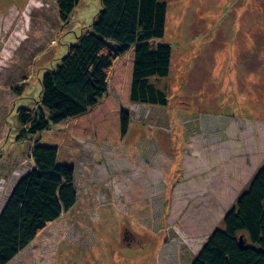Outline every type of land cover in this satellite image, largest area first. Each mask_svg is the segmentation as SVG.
<instances>
[{
  "label": "rangeland",
  "instance_id": "rangeland-1",
  "mask_svg": "<svg viewBox=\"0 0 264 264\" xmlns=\"http://www.w3.org/2000/svg\"><path fill=\"white\" fill-rule=\"evenodd\" d=\"M160 1L155 42L172 58L151 81L167 105H129L120 143L77 136L75 207L10 264H190L251 181L264 146V0ZM100 5L80 0L63 21L56 0H0V212L34 164L17 111L37 110L41 78Z\"/></svg>",
  "mask_w": 264,
  "mask_h": 264
},
{
  "label": "trees",
  "instance_id": "trees-1",
  "mask_svg": "<svg viewBox=\"0 0 264 264\" xmlns=\"http://www.w3.org/2000/svg\"><path fill=\"white\" fill-rule=\"evenodd\" d=\"M79 1L56 0L63 21ZM166 16L160 0H101L90 28L41 78L37 110L17 111L19 140L34 138V164L0 212V264H10L75 207L77 136L120 143L131 126L129 105H167L151 81L170 73L172 49L155 42L164 38ZM222 224L190 264H264V162Z\"/></svg>",
  "mask_w": 264,
  "mask_h": 264
},
{
  "label": "crops",
  "instance_id": "crops-1",
  "mask_svg": "<svg viewBox=\"0 0 264 264\" xmlns=\"http://www.w3.org/2000/svg\"><path fill=\"white\" fill-rule=\"evenodd\" d=\"M263 162H264V146L261 148V151L258 152V154L252 156V158H251V160H250V163L252 164V166L254 167V169H253V171H251V174L248 175V176H250V177L252 178L253 175L255 174L254 172H255L257 169H259V167L262 165ZM246 175H247V174H246ZM248 176H247V178H248ZM245 189H246V188H245ZM245 189H244V190H245ZM59 219H60V218H59ZM59 219H58L57 221H55L51 227L54 228V227L60 225V224H58V223H59ZM49 229H50V228H49ZM49 236H52V235H49ZM62 236H63V235H62ZM44 238H45V240H46V238H49V237H48V236H47V237L44 236ZM33 243H34V242H33Z\"/></svg>",
  "mask_w": 264,
  "mask_h": 264
}]
</instances>
